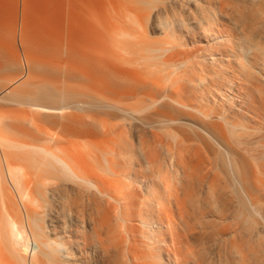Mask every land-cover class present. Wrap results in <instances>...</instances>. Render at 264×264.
Wrapping results in <instances>:
<instances>
[{
  "label": "bare ground",
  "instance_id": "6f19581e",
  "mask_svg": "<svg viewBox=\"0 0 264 264\" xmlns=\"http://www.w3.org/2000/svg\"><path fill=\"white\" fill-rule=\"evenodd\" d=\"M0 264H264V0H0Z\"/></svg>",
  "mask_w": 264,
  "mask_h": 264
},
{
  "label": "rangeland",
  "instance_id": "374dc122",
  "mask_svg": "<svg viewBox=\"0 0 264 264\" xmlns=\"http://www.w3.org/2000/svg\"><path fill=\"white\" fill-rule=\"evenodd\" d=\"M11 73H14V70H13V72H11ZM11 73H10V74H11ZM10 74H9V75H10ZM9 75H7V76H9ZM11 75H12V74H11ZM150 255H151V254H150ZM150 255H146V257H144V260H143V261H145V262L147 261L148 263H150L151 260H153V259L150 257ZM147 256H149L150 258L148 257V258H149V259H148ZM10 257H11V256H10ZM146 258H147V259H146ZM145 259H146V260H145ZM11 260H12V259H11ZM12 262H13V261H12ZM147 262H146V263H147Z\"/></svg>",
  "mask_w": 264,
  "mask_h": 264
}]
</instances>
